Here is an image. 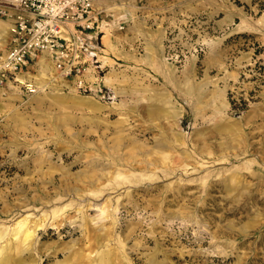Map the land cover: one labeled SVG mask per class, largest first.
<instances>
[{
	"label": "rangeland",
	"instance_id": "obj_1",
	"mask_svg": "<svg viewBox=\"0 0 264 264\" xmlns=\"http://www.w3.org/2000/svg\"><path fill=\"white\" fill-rule=\"evenodd\" d=\"M105 4V94L0 86V264H264V0Z\"/></svg>",
	"mask_w": 264,
	"mask_h": 264
},
{
	"label": "built area",
	"instance_id": "obj_2",
	"mask_svg": "<svg viewBox=\"0 0 264 264\" xmlns=\"http://www.w3.org/2000/svg\"><path fill=\"white\" fill-rule=\"evenodd\" d=\"M0 15L12 20L9 42L0 51V86L36 92L25 76L47 56L58 75L76 79L84 93L107 92L100 50L111 23L95 0H8Z\"/></svg>",
	"mask_w": 264,
	"mask_h": 264
},
{
	"label": "crops",
	"instance_id": "obj_3",
	"mask_svg": "<svg viewBox=\"0 0 264 264\" xmlns=\"http://www.w3.org/2000/svg\"><path fill=\"white\" fill-rule=\"evenodd\" d=\"M105 3H106V0H95V7L97 9L98 8H106L108 10L109 7ZM122 21H125V20L123 19ZM11 23H12L11 19H5L4 21L0 20V26L2 27V30L4 32V35H3L5 37L4 40L7 41V43L9 42V39H10ZM105 34H104V36H105ZM107 34L109 36V39H111V47L110 46L107 47L105 45V42H104L105 39L103 36L102 37L103 48H102V50H100V52H101L100 57L102 58L103 62L107 63V60H109V59H111L115 62H117L116 59H124V58L134 59L133 58L134 54H132L131 52L122 50L119 47V43H120L119 41L120 40L117 36L112 37V35H110L111 32H110V34L109 33H107ZM107 48L110 49L109 50L110 52H108ZM106 53H108V54H106ZM25 77L34 81V83L36 84L37 87H38L37 80H36L37 77H41V79L48 78L50 80L51 79H61V80H64L66 83L68 82V80H70L67 78H61V76L58 75V73L54 67V63L47 56H43L40 59V61L38 62V64L35 67L30 69L29 73L26 74Z\"/></svg>",
	"mask_w": 264,
	"mask_h": 264
},
{
	"label": "bare ground",
	"instance_id": "obj_4",
	"mask_svg": "<svg viewBox=\"0 0 264 264\" xmlns=\"http://www.w3.org/2000/svg\"><path fill=\"white\" fill-rule=\"evenodd\" d=\"M107 31H109V30H106L105 32L107 33ZM109 32H111V31H109ZM104 42H105V45L108 47V46H110L111 47V39H109V36H108V34L106 35L105 34V36H104ZM108 49V52H110L109 50V48H107ZM118 172V171H117ZM109 175V174H108ZM107 179V178H106ZM133 180H134V178H133ZM120 182V181H119ZM113 183V182H112ZM116 185V184H115ZM115 187V186H114ZM100 188H101V186H100ZM108 188V187H107ZM100 191V190H99ZM95 193V192H94ZM89 196V195H88ZM50 200V199H49ZM108 200V199H107ZM54 201V200H53ZM91 204V203H90ZM110 204V203H109ZM72 206V205H71ZM95 206V205H94ZM46 209V208H45ZM67 210V209H66ZM101 210V209H100ZM49 211V210H48ZM55 212V211H54ZM57 212V211H56ZM47 213V212H46ZM51 213V212H50ZM63 215V214H62ZM44 216V215H43ZM112 216V215H111ZM114 217V216H113ZM29 217H26V218H24L23 220H21V221H19V223H18V226H17V229H20V230H18L17 231V233H18V237H19V239H20V241H22V243L23 244H25V243H27V242H29L31 239H32V237L34 236V232H35V229L33 230V231H31V228L28 226V224H26V221H27V219H28ZM46 218H47V216H46ZM68 218V217H67ZM45 220V219H44ZM46 221H47V219H46ZM31 222V221H30ZM34 223V222H33ZM32 223V224H33ZM48 224V223H47ZM42 226V225H41ZM39 227V226H38ZM43 228V227H42ZM52 228V227H51ZM59 228V227H58ZM100 230V229H99ZM50 231V230H49ZM48 231V232H49ZM44 232V231H43ZM35 234H36V232H35ZM37 235V234H36ZM88 236V235H87ZM9 237V236H8ZM16 237V236H15ZM116 244V243H115ZM4 245V244H3ZM44 254V253H43ZM66 255V254H65ZM106 256V255H105ZM104 256V257H105ZM106 260V259H105ZM105 263V262H104Z\"/></svg>",
	"mask_w": 264,
	"mask_h": 264
}]
</instances>
